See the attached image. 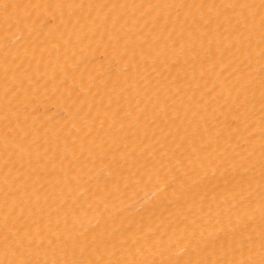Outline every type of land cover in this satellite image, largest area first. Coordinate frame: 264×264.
Segmentation results:
<instances>
[{"label":"bare ground","instance_id":"obj_1","mask_svg":"<svg viewBox=\"0 0 264 264\" xmlns=\"http://www.w3.org/2000/svg\"><path fill=\"white\" fill-rule=\"evenodd\" d=\"M264 264V0H0V264Z\"/></svg>","mask_w":264,"mask_h":264},{"label":"snow or ice","instance_id":"obj_2","mask_svg":"<svg viewBox=\"0 0 264 264\" xmlns=\"http://www.w3.org/2000/svg\"><path fill=\"white\" fill-rule=\"evenodd\" d=\"M189 264H191V262H189Z\"/></svg>","mask_w":264,"mask_h":264}]
</instances>
